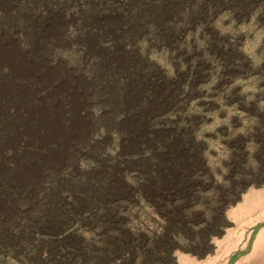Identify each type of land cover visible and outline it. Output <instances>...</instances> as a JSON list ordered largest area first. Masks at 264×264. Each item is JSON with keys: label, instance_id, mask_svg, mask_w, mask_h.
Listing matches in <instances>:
<instances>
[{"label": "rangeland", "instance_id": "374dc122", "mask_svg": "<svg viewBox=\"0 0 264 264\" xmlns=\"http://www.w3.org/2000/svg\"><path fill=\"white\" fill-rule=\"evenodd\" d=\"M81 7L71 6L69 14L58 7H45L33 20L21 19L19 15L14 28H8V20L0 25V37L17 40L21 52L29 53L24 47L26 31L50 15L42 25L43 35L59 41V28L54 26V36L48 35L50 28L45 31L54 20L59 21L66 36L53 48L56 59L49 62L51 67H61L72 78L71 89L60 98L63 115H70L67 100L74 91L79 92L74 97L76 115L86 123L82 137L69 139L67 154L55 163L48 156L58 154L62 148L60 138L38 145L23 137L15 148L0 149V226L15 223L14 236L23 234L21 215L42 210L38 201L44 199V191H36L24 205L25 198L9 193L6 181L20 185L17 187L22 194L23 189L43 183L55 165L65 167L64 172L72 169L96 177L113 173V195L109 197L105 193L104 202L97 206L98 214L112 215L119 226L110 228L108 234L122 238L139 234L146 238V246H151L162 235L169 234L170 224L179 221L183 214L193 223L195 234L189 239L190 245L182 236L176 237L170 264H211L213 222L220 225L218 235L226 229L235 231L237 225L221 214L241 204L256 186L264 190V27L256 24L255 15L236 22L227 11H221L210 22L211 32L201 26L186 30L175 48L158 45L145 50L148 43L142 39L138 44L140 51L164 80L156 86L159 90L156 99L162 112L147 124L134 113L115 114L110 105L101 103L100 97L94 95L90 78L99 69V59L104 53L95 51L87 57L76 41V9ZM104 46L108 55V44ZM0 74L4 75L1 81L13 79L6 67ZM15 81L25 83L18 76ZM59 82L60 78H56L53 83ZM50 92L51 88L41 95ZM20 112L23 110L16 111L15 107L6 110L10 118ZM60 127L63 131L68 129L63 122ZM138 140L151 141L152 145L138 153L128 152ZM1 144L0 139V148ZM29 164L39 168V176L23 172ZM146 165L169 186L185 185L180 195L159 203L154 190L144 189ZM60 198L74 204L73 209L83 199L67 192ZM82 207L86 208L84 212L88 211V206ZM106 224L74 222L58 232L39 233L32 241L19 234L22 236L14 247L0 245V264H91L80 258L70 260L68 250L84 242L104 246L108 243ZM257 224L253 227L254 234L264 227V219ZM203 231L207 242L198 236ZM247 235L246 232L244 236ZM20 241L29 243L19 246ZM59 241L66 243L60 249ZM105 251L108 252V247ZM125 254L133 252L127 249ZM111 264L124 263L117 255Z\"/></svg>", "mask_w": 264, "mask_h": 264}, {"label": "trees", "instance_id": "16d2710c", "mask_svg": "<svg viewBox=\"0 0 264 264\" xmlns=\"http://www.w3.org/2000/svg\"><path fill=\"white\" fill-rule=\"evenodd\" d=\"M5 2L7 10L5 13L0 11L2 15L0 25L8 20L6 23L10 29L15 27L19 15L21 19L31 17L33 20L39 14V10L45 7H58L69 14L71 6L81 5V8L76 9L78 31L76 41L80 42L87 57L95 51H100L97 53L102 55L104 53L103 58L99 59V69L90 78L94 95L100 97L101 103L110 105L115 114L134 113L145 119L147 124L162 112L156 99L159 93L156 86L164 80L160 72L140 51L138 44L142 39L148 43L145 50L158 45L175 48L186 30L201 26L205 31L211 32L210 22L221 11H227L236 22L255 15L256 24L264 27V0H5ZM49 17L50 15L34 23L30 28L27 26L29 29L24 34L26 36L24 47L30 52L40 47L44 57L56 59L52 52L53 48L63 41L66 30L61 26L59 41L45 38L42 25ZM21 26H24V23H21ZM105 44H108V49L106 48L108 55L104 51ZM98 88L102 91L100 92ZM136 142L128 152L138 153L152 143L141 140ZM65 169L62 165L51 167L48 178L43 183H36L23 189L22 194L17 187L20 185L14 186L12 183L6 184L8 181L5 182L9 193H16L15 195L25 198V201H21L24 205L36 191H44L42 195L44 199L38 201L42 210L31 215H21L24 218L21 224L23 226L20 227L23 234L17 233L14 236L12 231L15 223L0 226V245L4 244L6 248L14 247L18 243L17 238L22 235L25 240L32 241L33 236H38L39 233L58 232L74 222H78L79 225L106 222L104 227L106 233L110 228L119 227L112 215L97 213V206L104 202L103 195L105 193H109V197L113 195L111 182L115 175L109 173L96 177L77 173L72 169L64 172ZM144 171L147 174L144 189L147 192L154 190L159 203L163 202L164 198L179 196L185 187L173 184L169 186L163 177L150 170L148 165ZM65 192L83 198L75 204V209L74 204H67L60 198ZM82 206H88V211L84 212L86 208ZM194 234L193 223L181 214L179 221L170 224L169 234L162 235L161 240L151 246H146L144 241L146 238L139 234H129L122 238L107 233L108 243L104 246L84 242L69 249L68 258L70 260L73 257L80 258L91 264H111L118 255L122 257L124 264H170L171 250L176 237L182 236L190 245L189 239ZM205 235L206 231H203L198 236L204 239ZM28 243L20 241L19 246H26ZM65 244L59 241L58 249ZM107 247L108 252L105 251ZM127 249L133 254L126 255Z\"/></svg>", "mask_w": 264, "mask_h": 264}, {"label": "bare ground", "instance_id": "6f19581e", "mask_svg": "<svg viewBox=\"0 0 264 264\" xmlns=\"http://www.w3.org/2000/svg\"><path fill=\"white\" fill-rule=\"evenodd\" d=\"M6 10L5 0H0V11L5 13ZM58 22L54 20L47 26L45 31L50 28L48 35L54 36L56 33L54 26L60 31L61 25ZM0 40H2L0 41V71L6 67L9 74L13 75L12 80L1 81L4 75L0 74V139L2 140L0 149L15 148L22 142L23 137L38 145H43L53 138H60L62 148L58 154L48 156L51 162H57L67 154L68 140L73 137H82L80 134L86 128V123L78 119L76 115L77 100L74 97L79 92L74 91L70 100H67L70 115L64 117L65 111L60 98L71 89L72 78L68 76V72L61 67H51L50 59L44 57L40 47L29 53L26 51L23 53L17 40L5 37H0ZM17 76L18 79L24 78L25 83H17L15 81ZM56 78H60L57 84L53 83ZM50 88V93L41 95L42 91ZM9 107H15L16 111L20 108L23 112L10 118L6 114ZM61 122L68 127L66 131L60 127ZM38 169L36 165L29 164L23 172L26 175L39 176Z\"/></svg>", "mask_w": 264, "mask_h": 264}, {"label": "crops", "instance_id": "0c3cea01", "mask_svg": "<svg viewBox=\"0 0 264 264\" xmlns=\"http://www.w3.org/2000/svg\"><path fill=\"white\" fill-rule=\"evenodd\" d=\"M261 187L256 186L253 192L241 201V204L239 202L221 214L223 218L237 225L235 231L226 229L218 235L216 231L220 229V225L213 222L211 264H264V227L257 230L256 234L253 228L264 219V190H261ZM245 228L250 230L243 231ZM246 232L248 235L244 236Z\"/></svg>", "mask_w": 264, "mask_h": 264}, {"label": "flooded vegetation", "instance_id": "af4514ba", "mask_svg": "<svg viewBox=\"0 0 264 264\" xmlns=\"http://www.w3.org/2000/svg\"><path fill=\"white\" fill-rule=\"evenodd\" d=\"M199 234V233H198ZM207 239V235H205V238L204 239H201L202 242H205Z\"/></svg>", "mask_w": 264, "mask_h": 264}]
</instances>
